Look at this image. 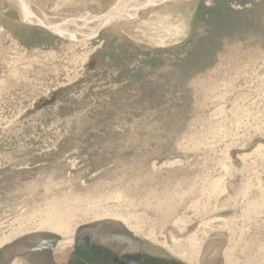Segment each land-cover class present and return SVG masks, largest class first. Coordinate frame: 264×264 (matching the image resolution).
I'll return each mask as SVG.
<instances>
[{"label": "rangeland", "instance_id": "1", "mask_svg": "<svg viewBox=\"0 0 264 264\" xmlns=\"http://www.w3.org/2000/svg\"><path fill=\"white\" fill-rule=\"evenodd\" d=\"M184 3L166 45L134 24L64 41L0 3V264H189L193 236L201 264H237L264 245V0ZM225 225L244 226L241 249ZM86 235L94 247L22 250Z\"/></svg>", "mask_w": 264, "mask_h": 264}, {"label": "bare ground", "instance_id": "2", "mask_svg": "<svg viewBox=\"0 0 264 264\" xmlns=\"http://www.w3.org/2000/svg\"><path fill=\"white\" fill-rule=\"evenodd\" d=\"M14 1L16 2L17 0H7V2H9V3H12ZM169 1L172 2L173 4L167 5L165 8L155 10L157 8L155 7L154 3H158L159 1H155V0H134V3L131 6H123V5H121L123 3V0H121V1H119L120 5L116 4V6H114V8L111 11H109L106 14H102L101 16H94V15H91V13H88V11L85 9L86 4L85 5L82 4V5H80V7L76 8V9L83 8L80 11H78L76 9H69V10H66L65 12H60V14H56V10L58 8L51 10V11H48L47 13L42 12L41 10H39V11L43 14H50L51 16H61L62 19H60V20H62V21H60V20L59 21L60 22L65 21L64 24L59 23V22L57 23L56 21H51L52 24H50V28L53 29L54 32H57L58 34L63 35L62 37L66 36V37L74 38L75 40L72 39L73 41L84 42V41H87L86 39L93 40L96 38V36H98L100 34L99 32H102L104 29H106L109 26H111V27L112 26H118V25H121V26L126 25L127 26V25L134 24L138 31H141L142 33H144V36L148 39V41L150 43H154L156 45H166L168 43L175 42V41L179 40L182 36H184L186 29L188 27L187 17H185L182 14V11H184L183 9H186L187 6L182 4L181 0H178V2H176L174 0L173 1L167 0V1H163V2L169 3ZM25 3H27V2H25ZM136 4H137V6H135ZM30 5H32V4H30ZM9 6H10L11 10H13L14 8L15 9L19 8L18 12L21 10L20 13H18V14L12 13L10 15H7L9 18H12V16H13L17 19L15 21H18L19 23L27 24V25L32 26V27L41 28L39 26L30 24V23H32L33 20L41 21L42 16L40 13H36V11L32 12V11H30V9L23 10L18 5H16L15 3H14V5H9ZM32 6H34V5H32ZM139 9H144V10L149 9V11H152L154 13V16H155L154 19L151 22H149V21L144 22V21L140 20L139 19L140 14L138 13ZM22 11H23V13H22ZM63 14H67V16H65ZM108 14H110V15H108ZM103 16H108V17H107V19H102ZM122 18H124V19H122ZM73 21L75 22L74 25L67 24V23H70ZM102 24H105L104 26H106L104 29H103V27H101ZM148 29H150V30H148ZM54 32H51V33H54ZM90 37H94V38L90 39ZM67 41H71V40H67ZM214 190H215V188H214ZM242 193H244V196H245L246 191L244 190ZM244 196H242V197H244ZM228 203H230V201H228ZM212 212H215V211L213 210ZM212 212H210V213H212ZM207 215H209V214H207ZM45 223H47V222L45 221L44 224ZM206 225L208 226V224H206ZM227 227H228V225H225L224 229H229ZM234 229H237L238 231H235ZM234 229H231L234 231H231L232 237L230 240L233 243L235 241L239 240V245L237 244V242L235 243V245L237 244L236 247L240 248V245L244 241L243 238L245 235V233H244L245 229H244L243 225L238 227V228H234ZM52 230L56 231L57 229L53 228ZM57 232H58V230H57ZM96 237L100 238V240L103 242L119 243V244L123 245L124 250L127 253H131V252H134V251H137L140 249V246L137 243H135L129 236H127L125 234H113V235L112 234H97ZM88 238H90L92 240V236L88 235ZM205 242H206L205 239L197 240L193 236L189 240L191 247L188 248L184 252L183 251L178 252V254L180 255V257L182 259L188 261L189 264L190 263L201 264L203 262V260H205V257H204ZM77 243H78V240H77ZM77 243L75 242L74 239H71L68 241L65 239H59L55 249H56V251H62V250H65L67 248H74V246H76V247L78 246ZM50 244H51V242L49 240L42 239V240H39L38 242L32 243L30 246L27 247V249L28 250H37V249L44 248V247L45 248L50 247ZM209 249H211V248L207 247V252L210 251ZM213 249L214 250L211 251L212 256H214L215 254H218V251H219L218 248H213ZM225 255H226V258H227L229 264H236L235 262H233V261H235V257H233L232 255H230L228 253H226ZM257 258H259V259H257ZM258 263L264 264V245H262V246L261 245H259V246L255 245L253 247V251L251 252V254L247 257L245 256L243 258V260L241 262H238L237 264H258Z\"/></svg>", "mask_w": 264, "mask_h": 264}, {"label": "crops", "instance_id": "3", "mask_svg": "<svg viewBox=\"0 0 264 264\" xmlns=\"http://www.w3.org/2000/svg\"><path fill=\"white\" fill-rule=\"evenodd\" d=\"M25 2H27L28 4H32V2H30V1H27V0H24ZM35 2H37L41 7H42V9H40L39 7H36L37 9H39V10H41L42 12H45V13H47L48 11H51V10H54V9H62L63 11H66V10H69V9H74V8H71L72 6H77L76 8H78V7H80V5H82V4H86V7H85V9L87 10V11H91V8L92 7H101L103 10L106 8V10H105V12H104V14L105 13H108L109 11H111L113 8H114V6H116V4H119L120 5V3H119V1H121V0H69V4L70 5H72V6H69V7H61L59 4H57L60 0H34ZM41 1H46V3L47 4H50V8H48V9H45L43 6H42V4H41ZM49 1V2H48ZM155 1H159L158 3H154L155 4V7L157 8L158 6H164V5H172L173 3L172 2H170L169 1V3H166V2H163V1H167V0H155ZM171 1H173V0H171ZM174 1H176V2H178V0H174ZM186 0H181V3L182 4H184V5H187L186 3H184ZM0 3H2V6H3V8H2V10L6 7V6H8L9 5V2H8V4L6 3V1H4V0H1L0 1ZM66 3V2H65ZM134 3V0H123V3L121 4V5H123V6H131L132 4ZM142 3V2H141ZM34 5V4H33ZM143 5V4H142ZM135 6H137V4L135 5ZM19 9V8H18ZM81 9H83V8H80V9H76V10H78V11H80ZM151 9V8H150ZM1 10V11H2ZM15 10V11H14ZM144 11H149V9H139L138 10V13H141V12H144ZM16 9L14 8L13 10H12V13H14V14H16ZM20 12V11H19ZM88 12V13H89ZM11 13V14H12ZM22 13H23V11H22ZM137 13V14H138ZM17 14H18V12H17ZM25 14V13H24ZM103 14V13H102ZM7 16V15H6ZM12 19H16L15 17H13L12 16ZM122 19H124V18H122ZM17 20V19H16ZM118 26H121V25H118ZM122 26H126V25H122ZM44 29V28H43ZM46 30V32H48V33H50V34H52V35H54V36H56V37H58V38H60V39H62V40H64V41H67V40H72V39H69V37H62V36H58V35H56V34H53V33H51L50 31H48L47 29H45ZM73 40H75V39H73ZM29 246V245H28ZM28 246H23L22 247V250H23V253H25V254H31V253H33V252H37V251H42V250H44V249H48V252H51V253H55V254H63V253H57L56 252V249L55 248H50V247H44V248H40V249H37V250H28L27 249V247ZM27 249V250H26ZM16 262H19V264H26L25 263V261L24 260H20V259H17V260H13V263L12 264H15ZM56 264H59L58 262L56 263Z\"/></svg>", "mask_w": 264, "mask_h": 264}, {"label": "water", "instance_id": "4", "mask_svg": "<svg viewBox=\"0 0 264 264\" xmlns=\"http://www.w3.org/2000/svg\"><path fill=\"white\" fill-rule=\"evenodd\" d=\"M4 1H6V3L8 4V2H7V0H4ZM14 3L16 4V5H18L20 8H22L23 10H28V9H30V11H36V13H40L41 14V16H42V18H41V21H38V20H33L32 21V23H30V24H32V25H36V26H39V27H41V28H44V29H47L48 31H50V32H54L53 31V29H51L50 28V24H52L51 23V21H56L57 23L59 22V23H63L64 24V22H60V21H62V20H60V19H62V17L61 16H51L50 14H43V13H41L40 11H39V9H37L35 6H32V5H30V4H27V3H25V1L24 0H17L16 2L14 1V2H12V3H9V5H14ZM6 6L1 12L2 13H4V14H6V15H10L11 13H12V10L10 9V6ZM35 7V8H34ZM16 11L18 12V9L16 8ZM21 11V10H20ZM18 13H20V12H18ZM14 14V13H13ZM17 14V13H16ZM63 15H65V16H67V14H63ZM62 15V16H63ZM108 15H110V14H108ZM107 17L108 16H103L102 17V19H107ZM65 18V17H64ZM60 20V21H59ZM27 23V22H26ZM54 24V23H53ZM67 24H72V25H74L75 24V22L73 21V22H70V23H67ZM105 24H102V26L101 27H103V29L106 27V26H104ZM54 26V25H53ZM102 29V30H103ZM53 34H56V35H58V36H63V35H61V34H58L57 32H54ZM95 37V36H94ZM94 37H90V39H92V38H94ZM69 39H74V38H70L69 37Z\"/></svg>", "mask_w": 264, "mask_h": 264}, {"label": "flooded vegetation", "instance_id": "5", "mask_svg": "<svg viewBox=\"0 0 264 264\" xmlns=\"http://www.w3.org/2000/svg\"><path fill=\"white\" fill-rule=\"evenodd\" d=\"M77 244H78V247L81 246L82 244H85L89 247H94V240H91L90 238H88V235H86V239H84L83 237L79 238ZM114 260L117 264H140V261H141V259H138V258L129 259V260L122 258V259H114Z\"/></svg>", "mask_w": 264, "mask_h": 264}]
</instances>
